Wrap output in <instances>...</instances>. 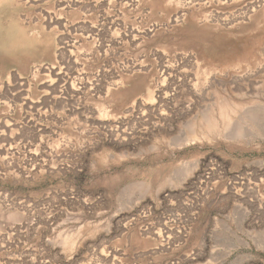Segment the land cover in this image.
I'll return each instance as SVG.
<instances>
[{
  "label": "rangeland",
  "instance_id": "1",
  "mask_svg": "<svg viewBox=\"0 0 264 264\" xmlns=\"http://www.w3.org/2000/svg\"><path fill=\"white\" fill-rule=\"evenodd\" d=\"M0 264H264V0H0Z\"/></svg>",
  "mask_w": 264,
  "mask_h": 264
},
{
  "label": "bare ground",
  "instance_id": "2",
  "mask_svg": "<svg viewBox=\"0 0 264 264\" xmlns=\"http://www.w3.org/2000/svg\"><path fill=\"white\" fill-rule=\"evenodd\" d=\"M55 77H56V76H55ZM57 79H58V78H57ZM55 80H56V79H55ZM51 83H52V82H51ZM51 83L49 82V84H51ZM53 83H54V82H53ZM53 83H52V84H53ZM54 86H55V84H54ZM47 87H48V86H47ZM215 119H216V118H215ZM211 122H212V121H211ZM215 123H216V122H215ZM215 130H216V129H215Z\"/></svg>",
  "mask_w": 264,
  "mask_h": 264
}]
</instances>
